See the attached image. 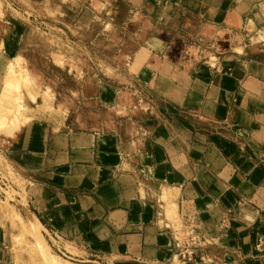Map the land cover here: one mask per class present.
<instances>
[{"label": "rangeland", "instance_id": "374dc122", "mask_svg": "<svg viewBox=\"0 0 264 264\" xmlns=\"http://www.w3.org/2000/svg\"><path fill=\"white\" fill-rule=\"evenodd\" d=\"M75 1V5L62 4V10L55 0H0V122L6 124L0 126V208L4 213L0 211V264H128V259H135L136 264H184L166 245L168 232L172 238L175 230L180 232L184 226L183 215L179 213L180 223L168 218L159 186L154 184L151 190L150 184L182 186L184 182L170 171L177 174L185 167L191 169L188 158H197L207 150V143L208 158L217 157L216 148H227L228 154L232 153L229 157L247 172L246 160L236 152L234 143L236 137L249 143L264 141V121L246 116L247 110L264 111V106L251 100L253 93L247 92L252 86L248 75L264 67V0H143L136 6L127 0ZM167 36L184 42L180 57L166 55L170 53L167 45L173 42L165 43ZM251 42L258 45L252 47ZM132 55L137 69L148 77L129 66ZM154 55L161 59L151 62ZM251 57L257 60L251 61ZM202 68L208 73L203 75ZM90 76L94 85L87 84ZM73 81H78V86L71 90L67 83ZM104 83L119 95L117 103L104 96ZM217 85L226 86L230 98L226 105L217 102L220 107L215 106L214 113L205 101ZM88 106L102 117L108 106L115 107L107 122L106 118L101 123L81 122L82 127L100 123L85 130L97 135L93 147L99 145L98 162L122 160L119 179L131 193L137 186L143 200L151 199L157 206L160 229H146L145 236L153 241L151 234L160 233L156 238L161 245L144 249L149 259H137L115 244L98 246L89 239L101 227L98 216L94 231L87 224L93 220L91 211L101 210L93 194H101V186L96 187L104 178L94 176L92 168H61L62 157L69 163L74 160L67 157L68 148L75 151L79 146L75 140L81 135L70 129L75 122L74 128L80 125L76 108ZM221 107L226 112L222 113ZM48 121L54 125L51 157L55 148L65 149V154L49 164L36 160L48 154ZM80 127L76 129L81 131ZM164 130L168 134L162 136ZM17 135L22 138L14 144L11 138ZM33 138L44 142L41 148L28 143ZM55 138L62 141L54 146ZM123 146H127L126 153ZM227 167L232 170L231 165ZM199 171L207 175L205 169ZM225 172L221 176L229 178ZM263 179L264 172L253 168L245 184L253 187ZM230 182L237 183L234 179ZM60 188L68 192L62 194ZM65 212L74 214L77 221L64 227L52 222L53 218L63 220ZM224 218L231 226L230 217ZM105 231L109 236L110 230ZM205 237L203 246L217 240L207 233ZM33 238L43 246L33 245ZM224 252L213 250L193 264H240L238 255Z\"/></svg>", "mask_w": 264, "mask_h": 264}, {"label": "crops", "instance_id": "0c3cea01", "mask_svg": "<svg viewBox=\"0 0 264 264\" xmlns=\"http://www.w3.org/2000/svg\"><path fill=\"white\" fill-rule=\"evenodd\" d=\"M55 1L58 3L61 9L62 4L67 3L69 5H75L77 3L75 0H62L61 2L57 0ZM127 2L131 6H136L143 2V0H127ZM147 6L148 4L146 7ZM237 15H239L242 21L241 15ZM241 21L239 22L241 23ZM254 26L256 27V25ZM257 45L258 43L252 45L251 42L252 47H256ZM250 60L256 61L257 57H251ZM137 64L138 63L133 62L132 55L131 64L129 66H131L135 71H139L141 75L143 73L147 75L144 70L137 69ZM253 65L254 67L257 66H255V64ZM201 73L205 75L208 73V70L206 68H202ZM256 73L257 74L255 75L251 74L247 77V79L249 78L252 81V86L247 90V92L250 91L253 93L251 94V100L255 105L261 104V106H264V103L260 102V100H264V67L257 69ZM259 73L263 76L258 75ZM184 77L187 80L189 78L187 74ZM217 86H223L227 89V87L224 85ZM102 89L104 96H106L108 99L116 100L117 97L119 98V95H117L115 91H111V85L104 83ZM117 102L118 100H116V103ZM131 107L133 108V106ZM142 112H145V110ZM250 115H255L260 121H264L263 110H259L254 113L247 110L246 116ZM146 122L152 123L154 121L152 119H146ZM106 125H110V120ZM53 126L54 125L52 121L47 122L46 130L50 137L46 148L48 154L47 156H40L39 159H36L37 161L42 160L49 164L54 159L55 161L58 160L61 153L65 154V149L55 148L53 150L54 155L51 157L49 150ZM97 126H99V124ZM96 127H80L82 130L79 131L76 129L77 127L73 128V125H71L70 129L75 130L76 135H81L77 136L75 140L79 146L75 151H73L71 148H68L67 150V157L69 160L71 157L74 158L72 163H69V161L65 160V157H62L61 159V161H63L61 168H92V170L94 169V176H97L98 178H104V181L96 187L98 188L101 186V194H93V197L96 198L99 205L101 206V210L98 212L95 210L91 211L93 220L87 224V228L94 231V220L95 217L98 216L101 221V227H98V230L96 229L94 234L91 235L89 239L90 241L92 240V243L98 246L103 247L108 243L115 244V246L118 248L123 250L127 249L129 252H132V254L137 259H149V256L146 255L144 249L147 248L149 250L157 248V246L161 245L156 238L157 236L161 235L160 233L157 232L151 234L152 236L150 239L153 241H147L145 236L146 229H152L153 231L155 228L157 230L160 229L157 224V206L151 199L147 198L143 200V196L137 186L134 187V192L131 193L130 190L119 179L121 173L118 166L123 163L122 160L117 159L115 162H113L114 160L111 158V160H107L108 162L106 163L101 161L98 162L100 151L99 145L93 147V143L96 141L97 135L95 132L85 131L87 128ZM164 131L165 132L162 136L168 134L166 130ZM39 134L42 136L44 134L43 130H40ZM34 135H38V132H35ZM195 135L196 132H193V137ZM55 139L54 142H56L55 144L53 143L54 146L56 143L58 145L62 141L60 138H57L56 140ZM236 139L237 141L234 143L237 148L236 152L245 158L247 172L243 171L235 164L234 158L229 157V155L232 153L229 152L228 154L227 148H216V158L219 159V161H217L215 157L208 158L207 155L209 153V143H207L206 146L207 150L201 151L197 158H193L191 156L188 158L190 165L192 166L191 169L185 167L183 173L179 172L177 174L174 169L170 171L178 181L184 182L182 186L181 184L176 185L180 188V196L178 200L180 213H182L183 216L190 215L195 217L197 222L201 224L200 226L206 231L207 235H214L217 239L215 240V244L205 245L201 248L200 256L197 260L193 262H184L179 258L184 264L200 262L204 257L210 256L211 251L213 250H221V252L225 251L224 253L233 254V256L238 255L240 264H264V243L260 246H257L258 238H264V179L260 184H256L258 186L254 185L252 187L245 184L250 178L253 168H259L261 172H264V154L260 153V150L264 151V141L259 143H249L247 140H240L242 139L240 137H236ZM28 143H31V146L33 147L37 146L40 148L42 147V144H44V142L41 140L35 141V138H33L32 141L29 140ZM104 151L105 150L101 149V152ZM122 151L126 153L127 146H123ZM104 154H106V152H104ZM217 162L219 164L216 165ZM228 165L232 166V170L231 167H227ZM199 169H205L208 176L201 175ZM225 171L227 172L229 178L221 176V174ZM109 173L110 176L108 177ZM56 178L62 179V176L56 175ZM88 179L91 180V177H88ZM231 179L236 180L237 183L232 184L230 182ZM78 180L79 179L75 177L76 183ZM92 180L95 181L94 178ZM152 184L158 185L159 182L151 183L150 188ZM60 189L62 194H66L68 192V190H65V188ZM71 193L72 195L75 194L73 190ZM73 196L76 197V195ZM137 202L142 203L140 207L135 206V203ZM225 216L230 217L231 226L226 231L221 232V229L218 227L222 218ZM61 217L63 220L53 218L52 222L58 224L59 227H61L59 224L62 223L61 225L64 227L66 223H68V225H72L75 221H77L75 215L71 214L70 212H65V214ZM106 229L110 230L109 236L105 231ZM166 245L168 246L167 249L170 250L171 253L176 252V248L173 245L169 232ZM126 257L131 256L126 255ZM161 263H164V261Z\"/></svg>", "mask_w": 264, "mask_h": 264}, {"label": "bare ground", "instance_id": "6f19581e", "mask_svg": "<svg viewBox=\"0 0 264 264\" xmlns=\"http://www.w3.org/2000/svg\"><path fill=\"white\" fill-rule=\"evenodd\" d=\"M241 20V18L239 17V21ZM251 22H253V21H251ZM250 25V24H249ZM210 28V26L208 27V25H207V29H209ZM211 29V28H210ZM165 33H167V32H163V34H165ZM166 35V34H165ZM161 36H162V33H161ZM163 37V36H162ZM156 39H158V40H160L159 38H157V37H155ZM167 39H169V40H165L164 42L165 43H167L166 41H168V42H171V41H173V39L171 38V37H169L168 38V36L166 37ZM153 41H155L154 40V38H153ZM158 41H156V43H157ZM155 43V42H154ZM155 43V44H156ZM167 45V44H166ZM183 45H184V42L183 41H181L180 39H176V40H174L172 43H171V45H167V50L169 49L170 50V53L171 52H173L174 51V53H175V55H172L173 53H169V51H168V53L166 54V55H168V56H170L171 58H175L176 59V56H178V55H180L181 56V54H179V52H180V50L182 51V48H183ZM238 47L239 46H241V43H239L238 45H237ZM236 46V47H237ZM184 47H185V45H184ZM193 48V47H192ZM167 50H166V52H167ZM176 51V52H175ZM180 53H182V52H180ZM155 57L153 58V60L151 61V62H155V61H159L158 60V58H160V57H158V55H154ZM180 56H178V57H180ZM19 59V58H18ZM161 59V58H160ZM175 59H173V60H175ZM21 61V60H20ZM13 63V62H12ZM16 63H18V62H16ZM15 63V64H16ZM17 65H19V64H17ZM20 66V65H19ZM20 69H22V68H20ZM23 73H25V72H23ZM21 76H22V74H21ZM29 76V75H28ZM9 80H11V79H9ZM7 82H8V80L6 81V85H7ZM9 83H10V81H9ZM87 84L89 85H94L95 84V80L90 76V77H88V79H87ZM8 86H11L10 84L8 85ZM8 86H6L7 88H8ZM77 87L78 86V81H73V82H69V83H67V87L68 88H70L71 90H74V87ZM4 90V89H3ZM66 91V90H65ZM64 93V92H63ZM63 93H62V95H63ZM67 91H66V93H65V95L67 96ZM66 96H64L63 95V97L64 98H62L63 100L65 99V97ZM58 99H60V98H58ZM62 99H60L61 100V102L62 103H64V101H62ZM224 102V104L226 105L227 103H229V97H228V93H227V90L224 88V87H222V86H218V87H216V88H214V90H213V92L210 94V99H208V100H206L205 101V103L207 104V106L206 107H208V109H210V110H212V111H214V113L217 111V105H219V107H220V104H218L217 102H219V103H221V102ZM215 102L217 103V104H215ZM204 103V102H203ZM222 104V103H221ZM204 105V104H203ZM203 105H202V107H203ZM223 105V104H222ZM215 106L217 107V108H215ZM205 107V106H204ZM114 106H108V109H107V111L104 113L105 114V116L104 117H102L101 115H100V113L96 110V109H94V108H92L91 106H88V108H79L78 110H77V114H76V118H77V120L78 121H80L79 123H80V125L79 126H76V127H80L81 126V122L83 121H91V120H94L95 122H102L103 121V119L105 120V118H106V122H107V120L109 119V118H111V116H113V114L115 113L114 112ZM222 109L220 110L222 113L223 112H225V109H224V107H221ZM216 109V110H215ZM219 109V108H218ZM209 111V110H208ZM219 113V112H218ZM225 114V113H224ZM2 115V114H1ZM0 115V116H1ZM2 118H3V116H2ZM108 118V119H107ZM75 120V119H74ZM1 121V120H0ZM75 122V121H74ZM105 122V121H104ZM1 124H0V126H2L3 125V123L4 122H0ZM78 122H75V123H73V124H75V125H78L77 124ZM86 123V122H85ZM99 123V124H100ZM84 124V123H83ZM93 123H91V125H92ZM6 124L4 123V126H5ZM75 125H74V127H75ZM86 125V127L88 126L87 124H85ZM95 126H96V124H94ZM3 126V127H4ZM90 126V125H89ZM10 127H12V126H10ZM17 127V126H16ZM73 127V128H74ZM82 127V126H81ZM14 128V127H13ZM9 130V129H8ZM21 135H17V136H15L14 138H11V141H13V143L15 144V143H18L20 140H21ZM154 184H152V186H153ZM157 187L159 186V188H160V199H162V201H163V204L165 205V210H166V206H167V214H169V216H168V218L170 217V219L171 220H174V221H177L178 223H180V217H179V213H180V211H179V205H178V197H179V187H177V186H175V185H168L167 183H164V182H159V184L158 185H156ZM0 211H2V213H3V209L2 208H0ZM6 213V212H5ZM4 214V213H3ZM4 217V216H3ZM7 218V217H6ZM9 218V217H8ZM7 218V219H8ZM39 221V220H38ZM40 224H41V226L43 227V224L41 223V222H39ZM21 228V227H20ZM18 230H19V228H17ZM30 241H32L33 242V245L34 244H36L38 247H41V246H43L42 244H41V242H39V240H37V239H35V238H33L32 240L30 239ZM177 252V251H176ZM178 254V253H177ZM119 256V255H118ZM119 257H121V256H119ZM125 258H128V257H126V256H124ZM205 258V257H204ZM203 258V259H204ZM123 259V258H122ZM129 260V259H128ZM128 260H125L128 264H136L137 263V261H132V262H130V261H128ZM176 260H177V258H176ZM197 264V263H196ZM227 264V263H226ZM229 264H236V263H229Z\"/></svg>", "mask_w": 264, "mask_h": 264}, {"label": "built area", "instance_id": "2783aa9c", "mask_svg": "<svg viewBox=\"0 0 264 264\" xmlns=\"http://www.w3.org/2000/svg\"><path fill=\"white\" fill-rule=\"evenodd\" d=\"M4 179L8 180L7 178ZM183 218L184 226L182 227L180 232L175 230L174 235L172 236V242L174 247L176 248L179 258L182 259L184 262H192L199 258L200 250L203 247V242L206 240V232L200 226L197 220L194 219L195 217L190 215H184ZM229 226L230 222L227 218L222 219L219 224V228H222L224 231H226ZM263 243L264 238L259 237L257 246H260Z\"/></svg>", "mask_w": 264, "mask_h": 264}]
</instances>
